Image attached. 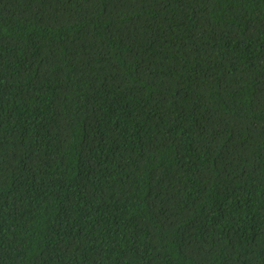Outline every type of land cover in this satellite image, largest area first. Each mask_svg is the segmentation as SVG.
I'll return each mask as SVG.
<instances>
[{"label": "trees", "instance_id": "obj_1", "mask_svg": "<svg viewBox=\"0 0 264 264\" xmlns=\"http://www.w3.org/2000/svg\"><path fill=\"white\" fill-rule=\"evenodd\" d=\"M0 264H264V0H0Z\"/></svg>", "mask_w": 264, "mask_h": 264}]
</instances>
